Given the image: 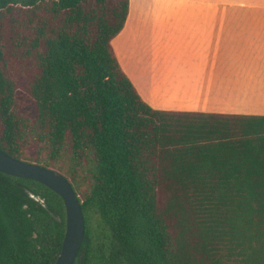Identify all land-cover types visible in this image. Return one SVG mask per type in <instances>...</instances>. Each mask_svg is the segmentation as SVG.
Returning <instances> with one entry per match:
<instances>
[{"label": "trees", "instance_id": "trees-1", "mask_svg": "<svg viewBox=\"0 0 264 264\" xmlns=\"http://www.w3.org/2000/svg\"><path fill=\"white\" fill-rule=\"evenodd\" d=\"M129 0H0V150L56 170L73 264H264V115L159 110L112 39ZM63 198L0 171V264H55Z\"/></svg>", "mask_w": 264, "mask_h": 264}, {"label": "crops", "instance_id": "crops-1", "mask_svg": "<svg viewBox=\"0 0 264 264\" xmlns=\"http://www.w3.org/2000/svg\"><path fill=\"white\" fill-rule=\"evenodd\" d=\"M111 43L155 109L264 115V0H129Z\"/></svg>", "mask_w": 264, "mask_h": 264}, {"label": "water", "instance_id": "water-1", "mask_svg": "<svg viewBox=\"0 0 264 264\" xmlns=\"http://www.w3.org/2000/svg\"><path fill=\"white\" fill-rule=\"evenodd\" d=\"M0 171L41 182L63 198L66 229L62 248L55 264H73L84 238L85 217L82 203L67 177L56 170L18 159L2 150H0Z\"/></svg>", "mask_w": 264, "mask_h": 264}]
</instances>
